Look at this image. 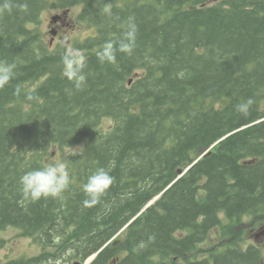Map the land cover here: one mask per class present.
Returning a JSON list of instances; mask_svg holds the SVG:
<instances>
[{
    "label": "trees",
    "instance_id": "1",
    "mask_svg": "<svg viewBox=\"0 0 264 264\" xmlns=\"http://www.w3.org/2000/svg\"><path fill=\"white\" fill-rule=\"evenodd\" d=\"M109 2L66 4H86L81 17L98 29L80 47L85 80L76 88L62 72L65 50L50 52L31 28L46 0H0V62L15 65L0 89V232L18 228L44 248L5 264L84 261L195 162L92 264H260L255 248L188 259L222 214L236 224L264 217V0ZM130 20L131 53L101 62L97 52ZM245 103L247 112L237 111ZM54 154L68 168V187L24 200L20 177L53 164ZM100 168L113 183L85 207L83 185Z\"/></svg>",
    "mask_w": 264,
    "mask_h": 264
},
{
    "label": "clouds",
    "instance_id": "2",
    "mask_svg": "<svg viewBox=\"0 0 264 264\" xmlns=\"http://www.w3.org/2000/svg\"><path fill=\"white\" fill-rule=\"evenodd\" d=\"M20 10H26L27 4H21ZM4 9L11 10L9 5H5ZM0 11H3L0 9ZM137 26L134 21L129 22L127 31L118 41L109 40L105 42L104 46L97 52V58L101 62L114 63L116 60V52L130 54L136 40ZM62 72L65 78L69 81L75 82V87L79 88L84 82L85 77L83 70L86 64L84 54L72 47H67L61 57ZM15 65L7 62H0V89L4 88L14 78ZM20 89L16 90V94H20ZM28 100H32L33 96L28 95ZM250 103V101L248 102ZM248 103L237 106V111L246 113ZM113 177L109 172L100 168L91 174L86 183L83 185L85 193V200L83 204L85 207L95 206L100 202L101 197L106 193L113 183ZM70 181V174L64 162H57L49 164L46 167L34 169L25 172L19 180L22 188V196L24 200L38 201L43 198H56L61 196L63 191L68 187ZM149 239H153L150 237Z\"/></svg>",
    "mask_w": 264,
    "mask_h": 264
},
{
    "label": "rangeland",
    "instance_id": "3",
    "mask_svg": "<svg viewBox=\"0 0 264 264\" xmlns=\"http://www.w3.org/2000/svg\"><path fill=\"white\" fill-rule=\"evenodd\" d=\"M131 0H118L119 4H124ZM58 6H56V0H49L48 7L42 12L40 17V22L37 25L38 31L43 35V39L48 45L51 40V31L58 30L59 33L54 40L55 44H62L69 47L74 40H80L81 42L85 40L88 36L92 34L90 27L86 24L79 23L76 20V14L80 12L81 9L76 8L71 12L68 11L65 15ZM69 17L68 21L56 25L52 22V19L57 16ZM56 49V48H55ZM111 121L106 120L105 126L109 127ZM51 159L53 161H60L59 158L54 154ZM225 225H229L230 222L224 221ZM234 221H231L232 226ZM224 225H220L211 232L210 240L208 244L204 247V250L216 246V249H220V244L224 238L225 230ZM239 233L238 237L235 238L233 233L228 232V235L233 243H239L242 246L245 241L246 247L255 245L261 248L264 245V238L262 234L264 233V217L254 218L247 217L242 220L239 229L236 230ZM0 264L6 262L5 259L34 256L41 253V248L35 245L30 239L22 236V233L16 228H7L0 234ZM199 256H204L205 253L200 252Z\"/></svg>",
    "mask_w": 264,
    "mask_h": 264
},
{
    "label": "flooded vegetation",
    "instance_id": "4",
    "mask_svg": "<svg viewBox=\"0 0 264 264\" xmlns=\"http://www.w3.org/2000/svg\"><path fill=\"white\" fill-rule=\"evenodd\" d=\"M58 20L60 21V23H63L64 21H67V18H66V19H63V18L58 17ZM53 32H54L55 35L58 34V31H57V30H54ZM262 236H263V238H264V233L262 234ZM256 247H257V246H256ZM261 249L264 250V245L261 247ZM262 264H264V262H263Z\"/></svg>",
    "mask_w": 264,
    "mask_h": 264
}]
</instances>
